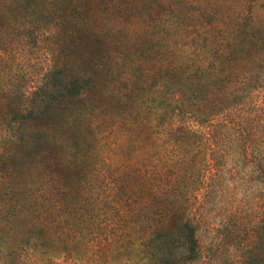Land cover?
Instances as JSON below:
<instances>
[{"label": "trees", "instance_id": "1", "mask_svg": "<svg viewBox=\"0 0 264 264\" xmlns=\"http://www.w3.org/2000/svg\"><path fill=\"white\" fill-rule=\"evenodd\" d=\"M255 3L0 0V242L10 217L37 216L46 259L94 251L132 264L200 261L190 203L245 167L264 183L262 151L241 123L233 167L218 144L264 71ZM41 40L50 69L23 89L15 52ZM252 230L239 264H264V223Z\"/></svg>", "mask_w": 264, "mask_h": 264}, {"label": "rangeland", "instance_id": "2", "mask_svg": "<svg viewBox=\"0 0 264 264\" xmlns=\"http://www.w3.org/2000/svg\"><path fill=\"white\" fill-rule=\"evenodd\" d=\"M255 1L253 15L257 20L264 21V0ZM36 42L26 44L15 52L14 59L19 63L17 68L23 79V89H34L50 69L47 41ZM252 83L254 86L245 92L228 116L234 129L227 132L224 140L218 141L219 146L226 145L227 159L232 167L239 158V144L242 141L239 123L248 137L256 140L257 144L253 146L262 151L264 161V71ZM226 118V115H221L218 120ZM217 131H220V127ZM201 159L204 168L197 185L202 195L205 183L210 180L205 176L204 166L210 157L205 158L203 153ZM238 173L232 181L228 179L229 175L224 177L226 179L221 177L223 181H220V187L214 188L210 196L202 195V203H190V213L195 220H201L199 235L204 257L186 264H239L243 249L254 235L253 226L264 223V183L247 167ZM246 181L249 182L246 184ZM35 185L38 187V184ZM221 187L223 191L219 190ZM25 195H30L29 191L26 190ZM31 195H38V191ZM6 226V238L0 242V264H132V260L127 262L128 256L94 251L76 252L68 257L58 254L56 258L46 259V255L38 252L37 216L34 219L25 218L24 221L12 216ZM261 247L260 259H264V243Z\"/></svg>", "mask_w": 264, "mask_h": 264}]
</instances>
